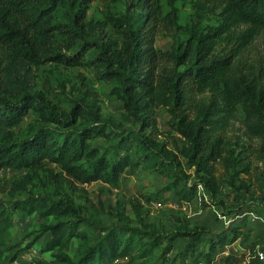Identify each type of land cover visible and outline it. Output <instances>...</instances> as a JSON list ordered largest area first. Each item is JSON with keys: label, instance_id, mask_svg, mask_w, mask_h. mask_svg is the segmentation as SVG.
Returning <instances> with one entry per match:
<instances>
[{"label": "trees", "instance_id": "16d2710c", "mask_svg": "<svg viewBox=\"0 0 264 264\" xmlns=\"http://www.w3.org/2000/svg\"><path fill=\"white\" fill-rule=\"evenodd\" d=\"M96 1L0 0V172L47 171L56 187L44 198L31 194L15 209L52 219L44 229L52 235L47 250L59 254L43 264L132 263L160 250L170 256L180 238L187 240L180 251L185 262L214 264L228 237L205 242L207 231L198 227L168 236L110 230L92 246L82 209L65 194L98 182L118 187L125 172L146 167L167 178V190L182 201L198 198L202 187L212 201L233 188L253 189L264 203V48L255 44L264 30V0H210L216 24L203 26L196 16L188 28L180 23V0H125L127 16L111 27L88 20ZM67 5L72 18L63 24L57 16ZM181 32L185 37L170 49L158 47L162 35ZM82 43L95 48V58L87 60V47L76 50ZM47 64L92 70L122 102L134 128L104 123L80 103L71 110L49 104L51 88L31 91L33 70ZM161 109L170 117L167 132L159 126ZM30 114V134L16 138L14 130ZM101 138L111 143L112 157L93 145ZM180 158L193 169V180L181 171ZM7 216V203L0 201V227ZM74 239L83 246L73 260L64 252ZM8 251L10 258L0 250V264L16 261Z\"/></svg>", "mask_w": 264, "mask_h": 264}, {"label": "rangeland", "instance_id": "374dc122", "mask_svg": "<svg viewBox=\"0 0 264 264\" xmlns=\"http://www.w3.org/2000/svg\"><path fill=\"white\" fill-rule=\"evenodd\" d=\"M68 1V0H67ZM68 4V3H66ZM125 0H99L91 4L89 18L96 22H105L111 27L113 19L127 16ZM214 3L210 0H180L177 8L180 14V23L188 28L196 16L203 26L216 24L218 16L213 12ZM72 12L69 6H64L57 16V21L63 24L71 22ZM197 19V18H196ZM185 37L181 32L174 36L162 35L158 40V47L170 49ZM259 49L264 48V30L255 43ZM67 46V44L65 45ZM87 47V60L96 56L93 46L80 44L76 50ZM60 47V51L67 54ZM69 55L71 53H68ZM31 91L49 92L48 103L71 110L76 103L83 104L89 113L100 117L101 121L112 126L120 124L126 128L134 126L124 117L122 102L110 95L109 88L104 83L96 80L94 72L82 67L65 68L56 64H47L39 69H34L31 76ZM33 86V87H32ZM34 88V89H33ZM88 92L93 93L91 96ZM244 118V115H240ZM159 126L163 132L170 130L169 115L164 110L159 111ZM34 121L30 114L14 132L16 138H23L30 134L28 128ZM90 124V121L87 122ZM179 146L185 142L176 135ZM95 147L108 150L110 156L114 154L111 143L106 139L93 142ZM171 147V146H169ZM103 152V150H102ZM182 161L181 171L193 180L194 171L185 159ZM50 170L60 172L58 166L50 164ZM47 171L31 170H4L0 172V201L7 203L8 216L0 227V250L4 256H9V249L17 256L14 264H43L52 262L56 252L47 250L52 235L44 232L52 219H43L36 214L28 215L26 211L15 209L17 204L25 202L28 196L44 198L47 192L55 193L54 182L48 183L44 174ZM240 178H244L242 175ZM247 179V178H246ZM249 179V178H248ZM247 179V180H248ZM169 180L164 176L153 173L146 167L127 171L121 176L118 187L108 186L101 182L81 187L78 193H66L81 210L83 230L90 234V245L94 246L100 239V234L110 230L143 229L153 233L170 235L175 231L193 230L203 228L207 231L205 242L216 236L228 237L229 244L217 253L214 264H256L258 248L264 246V203L259 201L258 194L252 189V194L246 191L238 192L237 189L226 190L225 195H219L215 200L204 197V190L199 187L200 196L191 202L182 201L174 193L167 190ZM236 186L241 182L236 179ZM55 188V190H54ZM205 203H210L205 206ZM35 238L39 240L34 243ZM234 240L232 243H230ZM187 240H177L174 251L170 256L156 251L146 260L129 263L126 260L116 264H192L180 255ZM81 241L74 239L64 255L75 259L82 251ZM233 255L238 261L225 262L228 256ZM177 256V257H176ZM10 258V257H7ZM9 260V259H8ZM239 260L242 262L240 263Z\"/></svg>", "mask_w": 264, "mask_h": 264}, {"label": "built area", "instance_id": "2783aa9c", "mask_svg": "<svg viewBox=\"0 0 264 264\" xmlns=\"http://www.w3.org/2000/svg\"><path fill=\"white\" fill-rule=\"evenodd\" d=\"M202 189V187H201ZM256 259L260 262V264H264V246H261L258 248L257 254H256ZM125 260V259H123ZM120 261L119 259L116 260L115 263Z\"/></svg>", "mask_w": 264, "mask_h": 264}, {"label": "crops", "instance_id": "0c3cea01", "mask_svg": "<svg viewBox=\"0 0 264 264\" xmlns=\"http://www.w3.org/2000/svg\"><path fill=\"white\" fill-rule=\"evenodd\" d=\"M119 260H120V261H122V262H124V261H125V260H123V259H119ZM120 261H118V262H120ZM118 262H117V263H118ZM115 264H116V263H115Z\"/></svg>", "mask_w": 264, "mask_h": 264}]
</instances>
